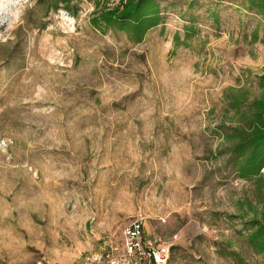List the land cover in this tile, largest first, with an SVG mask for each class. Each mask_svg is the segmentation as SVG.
I'll list each match as a JSON object with an SVG mask.
<instances>
[{"label":"rangeland","instance_id":"obj_1","mask_svg":"<svg viewBox=\"0 0 264 264\" xmlns=\"http://www.w3.org/2000/svg\"><path fill=\"white\" fill-rule=\"evenodd\" d=\"M38 1L0 0V264H82L139 216L171 264H264L262 176L235 171L227 139L263 95L264 18L159 0L165 24L136 43L91 24L95 0Z\"/></svg>","mask_w":264,"mask_h":264},{"label":"trees","instance_id":"obj_2","mask_svg":"<svg viewBox=\"0 0 264 264\" xmlns=\"http://www.w3.org/2000/svg\"><path fill=\"white\" fill-rule=\"evenodd\" d=\"M48 0H39L38 6L44 5ZM76 0H51L53 8L63 7L72 11ZM104 1V2H103ZM251 8L264 18V0H248ZM90 22L104 33L109 30L124 32L136 43L143 41L146 34L154 28L164 25L165 15L159 0H119L110 3V0H95ZM164 28V27H163ZM256 38L258 33H255ZM176 42L182 43L181 36L176 34ZM263 95L254 100L250 106V116L245 128H238L227 139L233 141L230 150L235 157L233 161L235 171L246 179L261 175L260 188H264V75L261 76ZM234 89V88H233ZM232 90V89H231ZM239 92V91H238ZM232 102V107L239 109L242 103L249 101L246 92H239ZM253 215L254 229L249 237V243L259 253H264V206L261 210L256 208Z\"/></svg>","mask_w":264,"mask_h":264},{"label":"built area","instance_id":"obj_3","mask_svg":"<svg viewBox=\"0 0 264 264\" xmlns=\"http://www.w3.org/2000/svg\"><path fill=\"white\" fill-rule=\"evenodd\" d=\"M123 238L122 249L86 253L82 264H171L173 243L150 234L145 217L130 221L123 230Z\"/></svg>","mask_w":264,"mask_h":264},{"label":"clouds","instance_id":"obj_4","mask_svg":"<svg viewBox=\"0 0 264 264\" xmlns=\"http://www.w3.org/2000/svg\"><path fill=\"white\" fill-rule=\"evenodd\" d=\"M17 22H19V17L17 16ZM3 40V37H0V41Z\"/></svg>","mask_w":264,"mask_h":264}]
</instances>
